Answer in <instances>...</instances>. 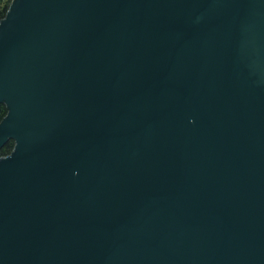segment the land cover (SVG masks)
Wrapping results in <instances>:
<instances>
[{"label":"water","instance_id":"water-1","mask_svg":"<svg viewBox=\"0 0 264 264\" xmlns=\"http://www.w3.org/2000/svg\"><path fill=\"white\" fill-rule=\"evenodd\" d=\"M0 103V264H264V0H13Z\"/></svg>","mask_w":264,"mask_h":264},{"label":"trees","instance_id":"trees-1","mask_svg":"<svg viewBox=\"0 0 264 264\" xmlns=\"http://www.w3.org/2000/svg\"><path fill=\"white\" fill-rule=\"evenodd\" d=\"M13 0H0V22L6 17V14L10 8ZM8 107L4 103H0V123L6 118L8 115ZM15 148V142L9 141L5 147L0 151V158L9 156Z\"/></svg>","mask_w":264,"mask_h":264}]
</instances>
